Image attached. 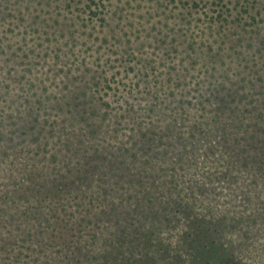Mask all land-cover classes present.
Wrapping results in <instances>:
<instances>
[{
    "label": "rangeland",
    "instance_id": "1",
    "mask_svg": "<svg viewBox=\"0 0 264 264\" xmlns=\"http://www.w3.org/2000/svg\"><path fill=\"white\" fill-rule=\"evenodd\" d=\"M263 36L264 0H0V112L17 98L32 113L29 118L22 111L16 118L12 110L18 130L0 137V158L5 150L20 168L25 162L44 166L26 172L43 191L45 184L59 183L58 195L44 204L66 208L57 212L68 219L66 227L76 225L78 214L108 211L109 188L122 194L115 182L128 195L126 207L136 209L139 187L123 164L110 162L122 160L117 151H132L141 133L150 136L147 128L160 115L156 104H167L175 118L172 108L180 107L188 115L181 122L192 124L204 113L201 97L264 96V44H257ZM240 77L256 89L234 91ZM82 105L97 116L106 114L111 125L96 134L69 123L71 111ZM39 122L41 134L25 133L33 125L39 129ZM181 132L187 142L186 128ZM162 142H155L156 149ZM172 149L173 155L182 152L178 145ZM200 160L193 164L202 166ZM72 165V173L65 174ZM99 165L115 182L96 175L91 190L76 192L83 176L89 183L91 168ZM135 168L158 179L179 170L170 161L156 169L136 162ZM97 178L108 195L100 197ZM17 245L15 240L14 252H23L22 260L36 256ZM73 256L80 255L70 250L71 263Z\"/></svg>",
    "mask_w": 264,
    "mask_h": 264
},
{
    "label": "trees",
    "instance_id": "2",
    "mask_svg": "<svg viewBox=\"0 0 264 264\" xmlns=\"http://www.w3.org/2000/svg\"><path fill=\"white\" fill-rule=\"evenodd\" d=\"M262 43L264 36L257 40V44ZM255 87L256 83L240 77L234 91L250 92ZM200 101L204 113L192 124L181 122L188 115L180 107L172 108L177 113L175 118L167 104H156L160 115L147 128L150 136L139 134L132 151L122 147L115 155L122 160L110 161L123 164L128 179L139 187V207H126L129 199L123 196L124 188L100 165L95 166L90 170V182L84 175L76 192L91 190L96 175H100L115 182L122 194L109 188L113 193L108 211L78 214L74 227H66L68 219L57 215L65 213L66 208L44 204L46 198L58 195L59 183L45 184L43 191L42 185L33 184L30 172H26L44 166L35 168L36 164L25 162L20 168L16 156L2 150L0 264H70V250L80 255L73 256L71 264H264V96H209ZM6 106L7 110L0 112L1 138L18 130L11 121L12 110L16 118L22 111L29 118L32 115L17 98L7 101ZM82 107L71 111L69 123L96 134L111 125L106 114L97 116L85 105ZM36 127L26 128L25 133L41 134V123L39 129ZM182 127L186 128L187 142L181 136ZM162 140L166 143L156 149L155 142ZM177 145L182 152L173 155L172 148ZM246 148H251L249 153ZM199 158L203 167L193 164ZM169 161L179 168L178 174L172 172L158 179L146 168H135L136 162L156 169ZM254 161L260 166H253ZM74 166L65 174H71ZM62 178L71 182L68 176ZM97 180L100 197L108 195L102 180ZM32 185L37 188H30ZM112 211H119L113 220L109 218ZM98 221L103 224L100 228ZM15 240L18 248L36 256L22 260L23 252H14ZM58 244L63 248L57 250Z\"/></svg>",
    "mask_w": 264,
    "mask_h": 264
}]
</instances>
